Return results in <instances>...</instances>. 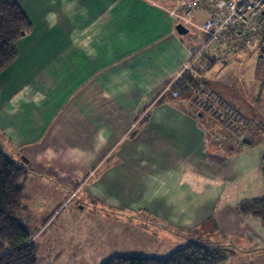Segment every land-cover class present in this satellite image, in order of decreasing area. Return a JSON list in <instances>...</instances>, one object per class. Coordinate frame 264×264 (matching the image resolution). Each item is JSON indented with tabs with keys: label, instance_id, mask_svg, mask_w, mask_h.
Wrapping results in <instances>:
<instances>
[{
	"label": "crops",
	"instance_id": "crops-1",
	"mask_svg": "<svg viewBox=\"0 0 264 264\" xmlns=\"http://www.w3.org/2000/svg\"><path fill=\"white\" fill-rule=\"evenodd\" d=\"M15 1L32 28L0 73V149L58 191L53 213L81 197L134 235L155 241L152 222L180 248L207 242L264 264V219L240 212L264 200V82L251 48L199 66L202 43L170 13L182 0ZM189 63L218 120L193 90L164 92Z\"/></svg>",
	"mask_w": 264,
	"mask_h": 264
},
{
	"label": "rangeland",
	"instance_id": "rangeland-1",
	"mask_svg": "<svg viewBox=\"0 0 264 264\" xmlns=\"http://www.w3.org/2000/svg\"><path fill=\"white\" fill-rule=\"evenodd\" d=\"M211 9L212 7L206 10L204 8L203 11L210 14ZM203 20H198L199 24H202L201 21ZM183 37H187L192 43L194 42V45H197L198 42L202 43V45L200 44L202 47H200L197 54L199 56V59L196 60L198 65L201 61L205 65H211L209 62L225 64L226 59L229 58L227 61L229 62L235 55V53L231 55L220 54L222 58L220 57L218 61L217 52L208 51L205 48V37L194 28H189V33ZM210 47L212 48L213 45H210ZM263 49L264 45L256 44L249 50H252L249 57L248 54L244 55L251 59L258 69L259 75L262 74V76L264 73ZM199 66L198 70H201ZM241 78L243 79L241 80L242 84L248 86L245 77L241 76ZM262 82H264V79ZM194 97L195 93L193 102L195 107L199 109L200 106L195 103ZM214 117L218 118L216 115ZM232 132L238 133L239 131L233 128ZM23 181L26 197L24 207L26 210L20 215V223L31 232H36L31 241H37L40 244L39 264H102L113 256L138 258L153 255L166 258V256L179 249V245L184 242V240L175 236V238L165 236L149 221V224H145L156 236L155 241H152L150 237L142 232H137L134 235L132 230L129 231L125 227L127 224H123L122 221L118 220L122 217L116 216L115 213L113 214L107 210V213L99 218L98 215L93 213L92 207L94 204H90V207L85 205L87 208L82 210L86 200H82L81 197L74 199L73 196L65 199V205L53 213L52 206L58 202V191L55 194L54 188H47L46 184L43 188L40 184V177L28 176L27 174ZM59 194L63 195L61 192ZM63 196L65 197V195ZM198 243L202 242L199 241ZM251 258L252 260L229 257L222 264H263L260 261L253 262L254 257Z\"/></svg>",
	"mask_w": 264,
	"mask_h": 264
},
{
	"label": "trees",
	"instance_id": "trees-1",
	"mask_svg": "<svg viewBox=\"0 0 264 264\" xmlns=\"http://www.w3.org/2000/svg\"><path fill=\"white\" fill-rule=\"evenodd\" d=\"M31 28L29 19L15 0H0V73L16 60V45ZM258 44L264 45L262 42ZM253 46L246 47L232 37L224 45L208 51L217 50L220 55L227 53L226 49L235 52L236 49L239 51ZM262 57L264 58V49ZM263 76L260 74L262 80ZM199 85L203 84L195 76L184 74L172 88L174 92H189ZM27 174L25 165L0 149V264H39L40 244L31 241L36 232H31L20 223V215L26 210L23 179ZM240 212L264 219V200L244 203ZM228 256L227 250L191 241L166 258L113 256L102 264H222Z\"/></svg>",
	"mask_w": 264,
	"mask_h": 264
},
{
	"label": "built area",
	"instance_id": "built-area-1",
	"mask_svg": "<svg viewBox=\"0 0 264 264\" xmlns=\"http://www.w3.org/2000/svg\"><path fill=\"white\" fill-rule=\"evenodd\" d=\"M209 7H212L209 17L202 24L196 23L195 16ZM170 13L176 24L200 31L207 38L205 48L208 50L224 45L232 37L246 47L264 44V0H182L180 6ZM184 74L195 75L191 63L184 66L175 80ZM202 86L193 89L195 103L206 112L217 115L219 111L204 96ZM171 88L172 84L164 92H171ZM172 95L177 97L178 93L173 92ZM225 112L228 113L227 110ZM229 115L239 120L233 111H229Z\"/></svg>",
	"mask_w": 264,
	"mask_h": 264
},
{
	"label": "water",
	"instance_id": "water-1",
	"mask_svg": "<svg viewBox=\"0 0 264 264\" xmlns=\"http://www.w3.org/2000/svg\"><path fill=\"white\" fill-rule=\"evenodd\" d=\"M176 31L178 32L179 35H186L189 33V29H187L186 27H184L181 24H177L175 27Z\"/></svg>",
	"mask_w": 264,
	"mask_h": 264
},
{
	"label": "bare ground",
	"instance_id": "bare-ground-1",
	"mask_svg": "<svg viewBox=\"0 0 264 264\" xmlns=\"http://www.w3.org/2000/svg\"><path fill=\"white\" fill-rule=\"evenodd\" d=\"M190 28H193V27H190Z\"/></svg>",
	"mask_w": 264,
	"mask_h": 264
}]
</instances>
